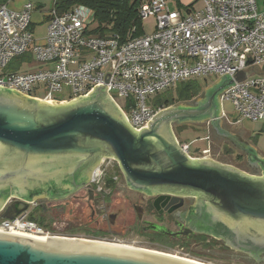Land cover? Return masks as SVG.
Masks as SVG:
<instances>
[{
  "label": "water",
  "instance_id": "obj_1",
  "mask_svg": "<svg viewBox=\"0 0 264 264\" xmlns=\"http://www.w3.org/2000/svg\"><path fill=\"white\" fill-rule=\"evenodd\" d=\"M246 77L240 73L234 80ZM234 85L225 73L195 105L164 109L139 130L130 127L105 85L62 102L0 88V211L10 193L53 188L54 181L74 179L83 171L89 174L102 158H112L132 189L197 196L201 210L208 213V221L199 228L221 237L216 232L220 223L225 225L227 242L259 260L264 252V157L222 129L219 96ZM176 122H207L251 154L258 172L249 175L209 157L189 158L174 137ZM26 209V202L16 201L5 208L0 220H12ZM89 242L0 233V264H189L149 251L128 252Z\"/></svg>",
  "mask_w": 264,
  "mask_h": 264
},
{
  "label": "built area",
  "instance_id": "obj_2",
  "mask_svg": "<svg viewBox=\"0 0 264 264\" xmlns=\"http://www.w3.org/2000/svg\"><path fill=\"white\" fill-rule=\"evenodd\" d=\"M55 1L45 11L29 1L18 8L9 7L11 0L0 1V88L62 102L105 85L130 127L139 130L162 111L152 109L146 99L180 82L228 73L235 85L219 96L220 105L230 102L241 120L264 122V2L194 0L201 3L200 9L189 5L171 10L168 0H147L140 5L138 18L141 23L148 17L156 19L151 34L137 35L132 26L123 36L99 37L92 33V10L77 5L58 13ZM38 11L47 24L41 41L33 36L32 18ZM33 62L43 67L20 72ZM240 73L247 77L236 82ZM64 88L68 98L58 99ZM177 144L189 158L200 159L190 155L188 145ZM104 175L101 166L91 178L97 181ZM30 215L24 211L12 220H0V233L61 238L30 220Z\"/></svg>",
  "mask_w": 264,
  "mask_h": 264
},
{
  "label": "flooded vegetation",
  "instance_id": "obj_3",
  "mask_svg": "<svg viewBox=\"0 0 264 264\" xmlns=\"http://www.w3.org/2000/svg\"><path fill=\"white\" fill-rule=\"evenodd\" d=\"M213 131L216 135L220 134L216 129ZM246 161L252 175H256L259 168L253 164L251 154H247ZM114 164L117 165V162ZM93 171L90 170L89 174L83 171L74 179H58L54 181L53 188L39 187L24 194L10 193L0 214L12 203L22 201L27 203L26 211L43 221L45 227L55 235L113 242H119L117 237L133 236L165 250H184L180 243L192 241L196 236H205L222 243L233 253L264 262V252L256 260L249 253L229 244L225 238L228 237L226 233H229L225 225L220 223L218 226L216 234L221 237L199 228L200 223L203 225L208 221V213L201 210L202 204L197 196L132 189L120 170L114 176L107 177L105 174L104 178L93 181ZM163 241L175 246L162 247L160 243Z\"/></svg>",
  "mask_w": 264,
  "mask_h": 264
},
{
  "label": "rangeland",
  "instance_id": "obj_4",
  "mask_svg": "<svg viewBox=\"0 0 264 264\" xmlns=\"http://www.w3.org/2000/svg\"><path fill=\"white\" fill-rule=\"evenodd\" d=\"M27 1L31 2L33 5H35V7L40 8L43 11L48 10L52 4V0H11V2L9 3V7L18 8ZM167 2L171 10L176 9L174 0H168ZM190 6L193 8V10H198L201 8L202 5L199 1H192V4ZM32 21L34 22V33H33L34 39L37 41H41L45 35L47 24L46 22L41 20L39 11L34 12ZM155 24H156V19L154 17H148L144 19L141 23L142 33L145 35L151 34L154 31ZM40 67L43 66L37 62L35 63L33 62L29 64L27 67H22L20 69V72L35 71L38 70ZM217 79H219V77L216 75H210L204 78V80L202 81L206 85L202 91V94L204 90L207 87L214 84ZM36 95L40 97L43 96L42 92L39 91L36 92ZM68 95H69V90L67 88H64L63 91L57 94L56 96L58 99H67ZM201 95L198 96L197 98L201 97ZM146 103L149 105L150 98L146 99ZM221 105H222V111L231 122L240 120L239 123L236 124V127L229 126L226 124L222 125L224 130L240 137L241 136L240 131L238 130L251 131L255 128L256 124L247 120H241L238 117V115L234 112L232 104L230 102H223ZM236 128L238 130H235ZM172 131L174 134L175 131L173 129ZM211 133L212 131L208 127L207 122H203L200 124H186L185 128L182 131H180L178 136L177 133H175L174 137L176 141L179 142L180 145H188V150L192 157H197V158L209 157L210 161L218 165L228 166L232 169L252 175L253 174L252 171H246L248 170L246 169V167L248 168L246 156L244 155V152L242 151L240 146H238L233 141L221 139L218 135L213 136L211 135ZM224 146H227L231 150V154L226 155L224 153L223 150ZM207 150L209 151L203 154V152ZM238 156L241 157V160H237ZM260 157H263V155H261ZM108 160H111V158H102L101 163L98 166H96L94 169H97L102 166L105 170L106 176L111 177L114 176L115 173H118L119 169L117 165L114 164L115 162H110ZM56 235L57 237H61V238H74V239H81L92 242L116 244L120 246L131 247L134 249H141L144 251L158 252L161 254L174 256L181 259L191 260L202 264L203 263L204 264H249L246 263V260H243L236 254L231 253V251L221 248L220 245H215L209 248H202L201 246L192 245V249H196L197 252L202 254V256L206 257V258H196V257H192L189 253L185 252V250L179 248H175L173 250H165L162 248H158L154 245H151V243H149L146 240L139 239L133 236H127L125 238L117 237L116 239H118L119 242H113L107 240H91L84 237H68L66 235H58V234Z\"/></svg>",
  "mask_w": 264,
  "mask_h": 264
},
{
  "label": "trees",
  "instance_id": "obj_5",
  "mask_svg": "<svg viewBox=\"0 0 264 264\" xmlns=\"http://www.w3.org/2000/svg\"><path fill=\"white\" fill-rule=\"evenodd\" d=\"M3 2V0H0ZM147 0H56L54 8L58 13H64L70 11L77 5H82L93 11L94 23L92 33L99 37L107 36H123L126 31L135 26L137 28V35L142 34L141 21L138 18V9L143 2ZM264 2V0H263ZM20 59L13 61L10 65V69H13V65L18 64ZM12 67V68H11ZM204 79H190L184 82L176 84L173 88L167 89L162 93L154 95L150 98L149 106L154 110H163L171 106H176L180 103L191 104L198 96L202 94V91L206 84L203 83ZM185 125L173 124L174 135L178 134L185 128ZM211 135H216L211 129ZM212 138V136H211ZM226 155L231 154V150L227 147H223ZM237 160H241L238 156ZM248 169V170H246ZM246 171H250L246 167ZM244 171V170H243ZM30 220L35 221L38 225L45 227L43 221L37 219L35 216L30 215ZM191 244L201 246L202 248H209L215 245H220L221 248L229 250L222 243H218L214 240H209L205 236H196L192 241L180 243L185 252L189 253L192 257L206 258L202 256L196 249H192ZM160 245L165 248L174 247L169 242H161ZM230 251V250H229ZM231 253H233L231 251ZM241 259L246 260L249 264H258L255 260L247 257L241 253H234ZM260 264H264L260 263Z\"/></svg>",
  "mask_w": 264,
  "mask_h": 264
},
{
  "label": "crops",
  "instance_id": "obj_6",
  "mask_svg": "<svg viewBox=\"0 0 264 264\" xmlns=\"http://www.w3.org/2000/svg\"><path fill=\"white\" fill-rule=\"evenodd\" d=\"M175 1H176V6L183 9L186 6L191 5L192 1H194V0H187V1H185V0H175ZM262 2H263V0H257V3L259 5H261ZM221 114H222V123H221V125H225L226 124V125H229V126L236 127V124H238L239 121H240V120H236L235 122H231L225 116L224 112L222 111V105H221ZM254 124H256L255 128L253 130H251V131L238 130L237 128L235 130L240 131L241 140L245 141L249 146L253 147L257 151L258 156L263 155V157H264V122H259V123H254ZM207 125H208V127L210 129L213 130V128L208 123H207ZM222 129H223V126H222ZM218 136L221 139H226V140L231 141L228 137H224V136H221V135H218ZM242 151L244 152V155L247 156V152H245L243 149H242Z\"/></svg>",
  "mask_w": 264,
  "mask_h": 264
},
{
  "label": "bare ground",
  "instance_id": "obj_7",
  "mask_svg": "<svg viewBox=\"0 0 264 264\" xmlns=\"http://www.w3.org/2000/svg\"><path fill=\"white\" fill-rule=\"evenodd\" d=\"M21 236V235H20ZM38 239V238H37ZM60 239V238H59ZM42 240H50V239H42ZM72 242H76V240H73ZM77 243V242H76ZM90 244H95V245H101V246H107V247H113V248H117V249H121V250H125V251H128V252H133V248L131 247H127V246H120V245H116V244H107V243H102V242H89ZM139 250V249H138ZM151 252V251H149ZM151 253H157L158 255H164L165 254H161V253H158V252H151ZM166 257H170L172 259H177V260H181V261H184V262H187L189 264H202V263H198V262H195V261H191V260H186V259H181V258H178V257H174V256H169V255H166ZM204 264V263H203Z\"/></svg>",
  "mask_w": 264,
  "mask_h": 264
}]
</instances>
